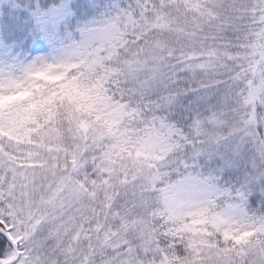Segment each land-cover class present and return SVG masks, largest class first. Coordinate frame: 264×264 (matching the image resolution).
<instances>
[{
    "label": "snow or ice",
    "instance_id": "snow-or-ice-1",
    "mask_svg": "<svg viewBox=\"0 0 264 264\" xmlns=\"http://www.w3.org/2000/svg\"><path fill=\"white\" fill-rule=\"evenodd\" d=\"M0 264H264V0H0Z\"/></svg>",
    "mask_w": 264,
    "mask_h": 264
}]
</instances>
